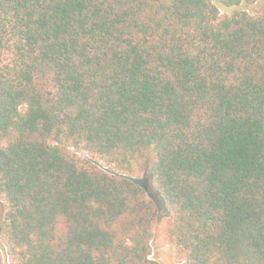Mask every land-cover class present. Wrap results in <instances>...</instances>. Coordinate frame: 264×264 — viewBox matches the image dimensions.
Segmentation results:
<instances>
[{
	"label": "trees",
	"instance_id": "trees-1",
	"mask_svg": "<svg viewBox=\"0 0 264 264\" xmlns=\"http://www.w3.org/2000/svg\"><path fill=\"white\" fill-rule=\"evenodd\" d=\"M255 1L0 0L10 264H264Z\"/></svg>",
	"mask_w": 264,
	"mask_h": 264
},
{
	"label": "rangeland",
	"instance_id": "rangeland-1",
	"mask_svg": "<svg viewBox=\"0 0 264 264\" xmlns=\"http://www.w3.org/2000/svg\"><path fill=\"white\" fill-rule=\"evenodd\" d=\"M264 5V0H256L253 4L251 5H247V4H241L238 6H234V7H225L222 5H217L218 9H219V13L220 16H227V15H231L233 13L236 12H247L249 14H254L256 12V10ZM152 153L150 152L147 157H146V161H147V168L148 170L141 176L138 177V179H141L143 181V184L145 186L146 192L148 193V195L150 197H152L156 202H158V198L156 197L151 184H150V180H149V168L150 165L152 163ZM0 252L2 255V259H3V264H10V260L6 254V252L0 248ZM151 258L155 261H157L159 264H178L176 262H174V260L171 257V252L168 246L166 245H156V244H152L151 246Z\"/></svg>",
	"mask_w": 264,
	"mask_h": 264
}]
</instances>
